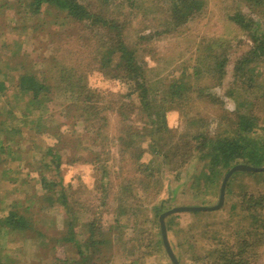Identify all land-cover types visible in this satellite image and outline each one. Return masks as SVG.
Returning <instances> with one entry per match:
<instances>
[{
  "label": "rangeland",
  "instance_id": "rangeland-1",
  "mask_svg": "<svg viewBox=\"0 0 264 264\" xmlns=\"http://www.w3.org/2000/svg\"><path fill=\"white\" fill-rule=\"evenodd\" d=\"M31 1L0 0V46H4L0 48V82L4 86L0 90V139L7 145L0 160V214L12 205L27 218L25 228L1 230L4 263L172 264L161 240L159 214L173 206L216 204L223 176L212 186L204 185L201 176L208 157L199 153L181 168L178 178L173 176L175 171L160 166L159 187L150 183L139 199H134L133 190L125 191L118 183L120 174L124 181L141 177L132 163L123 167L119 146L112 138L128 125L137 130L148 127L139 103L133 101L138 94L130 93L131 99L118 98L127 93L131 83L96 69L98 58L91 56L98 40L92 36L87 41L91 54L83 53L92 62L91 70L84 72L85 82L82 79L80 83L96 93H106L100 98L95 93L88 100L102 111L106 121L82 120L78 106L84 101L79 92L66 91L53 76H44L61 52L53 51L55 43L75 48L80 45L76 38L85 39L89 30L80 23L59 20L64 13L51 5L43 4L36 13L30 11ZM79 1L93 15L126 24L125 41L136 44L135 61L149 87V98L159 99L171 83H181L183 97L178 103L160 104L175 138L192 134L195 127L189 121L193 116L207 119L208 124L200 130L212 136L222 133L226 119L220 116L221 111L234 119L237 106L246 112L251 109L258 120L255 135L264 138V95L250 107H242L241 87H247L248 82L235 77L233 69L253 46L251 34L264 33L263 0H204L201 12L180 24L175 34L163 30L166 21L156 0ZM236 12L248 21L249 29L229 19L228 15ZM206 56L210 63L215 60L214 64L226 59L217 86L201 64ZM79 64L84 70L86 61ZM197 70L200 73L194 75ZM24 71L49 85L40 99L33 100L19 90L18 76ZM260 79L264 82V76ZM189 85H193L191 91ZM198 87H202L199 92ZM249 173L235 171L228 177L219 208L179 211L164 217L165 228L166 224L172 227V231L166 229V235L179 264H220L222 260L209 257L211 250L254 240L255 232L264 235V209L259 204L252 207L253 218L241 208L245 203H239L241 197L264 201V174ZM42 180L53 183L45 186ZM91 222L105 242L90 244ZM262 240L260 253L250 258L251 264H264Z\"/></svg>",
  "mask_w": 264,
  "mask_h": 264
},
{
  "label": "trees",
  "instance_id": "trees-1",
  "mask_svg": "<svg viewBox=\"0 0 264 264\" xmlns=\"http://www.w3.org/2000/svg\"><path fill=\"white\" fill-rule=\"evenodd\" d=\"M255 2H260L261 0H253ZM264 1V0H263ZM262 1V2H263ZM261 2V3H262ZM165 23H163V30L169 34L178 33V28L180 24L185 23L196 13L201 12L204 6V0H156V4ZM43 4L51 5L55 8L57 12L64 13V17L59 18V20H70L75 23H80L89 30L86 38H76V42L80 43L79 46L75 48L64 46L63 43L56 42L53 51L57 58L51 63L52 65L46 69V76H53L57 82L63 84L62 89L66 91H78L79 96L83 97L84 104L78 106L81 113L79 117L85 122L96 121L100 119L105 122V116L99 108L88 102L89 98H93V94L97 92L94 89L80 83V80L84 79V72L86 70H91L89 64V58L84 56V52L88 51V40L92 36L97 37L98 44L94 48V54L91 56H96L98 58V68L104 71L109 77L112 78H123L127 82L131 83L129 90L126 94L118 96V98H129L130 93H137V98L133 101H137L138 110L146 118L148 127L143 128L142 126L137 129L128 125L124 130L122 128L121 132L117 137L112 138L113 143L119 146V156L120 161H123L124 166L132 163V169L137 170L140 173V179L133 181L131 179L123 180L121 174L119 175L118 183L125 189V191L133 190L134 199L138 198L140 193H143L144 189L148 188V185L152 182L156 183L159 187L160 166L165 167L170 171H175L173 176L178 178L181 174V168L189 162L194 156L199 153L203 156L208 157V161L205 163L206 172L202 174L201 179L205 180V184L209 183L211 186L214 181L219 177L223 176L225 172L234 164L245 163L253 166L264 165V138L256 136L258 128V120L255 115H252L251 109L243 111L237 106L236 118H230L228 115L221 111L220 116L226 119L224 124V131L215 136L209 135L207 132L200 130L202 126H206L208 123L207 119L202 117H194L189 121L191 127H195L192 134L186 135V138L179 136L174 137L171 130L167 127L164 118V109L160 104H172L178 103V101L183 97V92L180 86V82H173L169 85L168 92L161 96L159 99L149 98L150 90L146 84L145 78L140 71L139 65L136 63L135 59L137 56L138 49L135 47L136 44L133 42H126V24L120 23L114 18H103L102 16L93 15L86 6L79 0H32L30 11L39 12ZM58 18V15L55 16ZM229 19L240 24L242 27L249 29L248 21H246L238 12L230 13L228 15ZM154 17L151 18V22ZM11 31V28L8 27ZM155 31V30H154ZM96 33V35L94 34ZM253 40V46L248 52L243 54L234 64V75L240 80L248 82L247 87H241L243 90V96L240 98V104L242 107H250L259 98L264 95L263 85L264 82L261 77L262 69L264 68V33L251 34ZM66 39V38H60ZM68 41L66 40V43ZM4 46L1 45L0 48ZM77 52L78 55H72V52ZM97 52V55H95ZM13 52H11V55ZM215 59V57H213ZM67 60V62H65ZM65 62L67 64L61 63ZM86 61L84 65V70L79 66V62ZM208 56L204 57L201 64L205 68L206 72L213 78V85H218L220 83V77L224 74V64L226 62L225 57L221 61L215 60L210 63ZM78 62V63H76ZM87 71V72H88ZM200 73V70L194 72V75ZM246 77L243 79V77ZM261 81V82H260ZM85 82V79H84ZM212 85V86H213ZM17 86L20 91L26 92L30 95L31 99H40V94H45L49 90V85L44 81V79H37L33 73L29 71H24L18 76ZM189 85V91L191 87ZM3 83L0 82V90L3 89ZM208 88L207 86H203ZM176 93H172L171 90ZM202 87H198L199 92ZM185 92V91H184ZM100 93V94H99ZM99 95L106 96V93L102 92L96 93L95 97ZM176 98H173V96ZM213 95V94H212ZM213 97H216L213 95ZM100 98V97H98ZM176 99V102H169ZM238 103V104H239ZM182 105V104H181ZM180 105V106H181ZM179 106V107H180ZM108 108V105L104 108ZM104 108L103 111H104ZM131 111H135L131 107ZM162 109V110H161ZM161 111V112H159ZM126 116V114H121ZM101 116V117H99ZM206 120V121H205ZM209 120V119H208ZM101 123L100 126H104ZM1 134V131H0ZM148 136L149 139H145ZM190 136V138H188ZM187 139V140H184ZM7 147L0 139V160L1 153L3 149ZM145 154H149L146 159L147 162H143V157ZM125 173L128 174V169L125 168ZM263 172H251L249 174L256 175ZM122 181V182H121ZM43 183L49 185L53 182L49 180H42ZM136 188H133L134 185ZM156 187V188H157ZM244 198V197H243ZM241 197V199H243ZM139 199V198H138ZM239 200V203H245V207H241L243 210H247L251 217L254 218L252 207L259 204V206L264 209V201L254 197V200L246 201L245 199ZM248 199V198H247ZM140 206V205H139ZM234 205H232L233 207ZM3 211L0 209V212ZM156 213V212H155ZM195 213V211H194ZM174 216L168 218L167 223ZM92 240L90 244L103 243L106 240L102 234L94 231V222H91ZM166 223V222H165ZM27 225V218L19 213V211L12 205L9 206L8 210L4 214H0V233L2 229H22ZM173 225H175L173 223ZM176 226V225H175ZM166 229L169 230L172 227L166 224ZM176 228H173L175 231ZM260 232L254 233V240L251 241H236V246L224 245L221 248L213 249L209 252V257H215L216 260H222L220 264H251L257 253H260V245L262 237L264 235ZM263 235V236H262ZM88 238V237H87ZM67 239H71L67 237ZM228 246V247H226ZM208 253V252H207ZM86 258V256H85ZM0 264H5L4 260L0 255Z\"/></svg>",
  "mask_w": 264,
  "mask_h": 264
},
{
  "label": "water",
  "instance_id": "water-1",
  "mask_svg": "<svg viewBox=\"0 0 264 264\" xmlns=\"http://www.w3.org/2000/svg\"><path fill=\"white\" fill-rule=\"evenodd\" d=\"M264 170V165L262 166H253L245 163H237L231 166L223 175L221 185H220V190H219V195H218V200L216 204L211 205V206H204V205H179V206H173L163 212H161L158 216V221H159V228H160V234H161V240L163 243V246L165 248V251L171 260L172 264H179L178 260L173 253V250L171 249V246L168 242L167 235H166V228L164 224V217L170 213L173 212H179V211H204V210H213L219 208L222 203H223V198H224V190H225V184L228 179V177L235 171H247V172H255V171H263Z\"/></svg>",
  "mask_w": 264,
  "mask_h": 264
}]
</instances>
